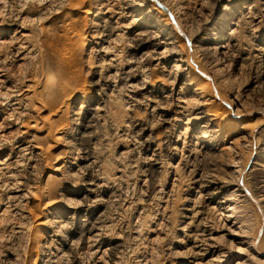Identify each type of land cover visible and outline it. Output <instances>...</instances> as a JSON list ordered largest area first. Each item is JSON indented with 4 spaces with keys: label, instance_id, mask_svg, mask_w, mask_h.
Masks as SVG:
<instances>
[{
    "label": "rangeland",
    "instance_id": "rangeland-1",
    "mask_svg": "<svg viewBox=\"0 0 264 264\" xmlns=\"http://www.w3.org/2000/svg\"><path fill=\"white\" fill-rule=\"evenodd\" d=\"M0 1H1L0 2V6H1L0 7V23H1L0 60L2 59V61H0V65L4 64L3 66L2 65L0 66L2 68V69L0 68V70H2V72L4 73L5 76L4 80H6L5 84L2 83L1 85L0 83V86H2L0 87V95L2 94L0 98L3 97L2 99H0L1 101L0 102V204L3 201L2 199H4V201L1 204L2 206L0 205L1 208L0 209V264H86V263L103 264L104 261H107L108 264L110 263L111 264L113 263L114 264H126V263L127 264H135V263L136 264L137 263L139 264H237V263L242 264V262L243 264H255L256 262H258L256 264L264 263L261 261L264 260V255H262V253L264 254V247H261L260 250L262 251V253H259V251L256 252V248L253 247L252 245L241 246L247 249L245 250V253L246 251H248L249 253H252V255L253 254L257 255L258 258L260 257L259 259L261 260L259 261L255 260L254 261L255 263L251 261L249 257L243 252L242 254H240L239 252L236 251L237 247L239 246V243L241 242L240 239L244 238L246 234L242 232V234L238 236L236 235L230 236L228 234L229 233L228 229L232 231V229L237 228L238 225L233 226V222H234L233 218L230 220V222L223 220V217L227 213L226 206H228L229 203H230L229 205H234V202L236 205V200L238 199L237 202L246 205V207L248 208L247 210L249 212V215L252 214L251 216L252 220L254 221L256 220L259 221V219L261 220L260 222L262 224V229H261L262 231L260 232L261 234H258L257 236L258 240L256 241V243L259 241V239L262 237V234L264 233V199H263L264 198L263 197L264 196V110H263L264 109V104H263L264 103V79H263L264 78V71H263L264 70V51H263L264 50V45H263L264 44V10H262L264 9V3H263L264 0H175V1L166 0V2H164L165 0H154V1L133 0L134 2L132 0H67L65 1L66 3L63 2L61 5H59L61 6L59 7L60 12L56 14L54 13L55 12L54 8H57L58 2L55 3L56 7L53 5V7L51 8L50 6L51 0L49 1L45 0L47 1L46 3L44 2V0H40L39 1L40 3L38 2V0L37 1L31 0V2L33 3H31L30 0H19V1L0 0ZM6 2L7 5L9 4L8 7H6L7 5H4ZM22 2H24V5L22 4ZM137 2L139 4H143V3L144 4L141 6L140 5L137 6ZM19 3L22 4L20 7H19ZM105 4L108 5V7L110 8H107ZM134 4H136V7H132ZM11 5L13 6L16 5L18 7L16 8V6L13 7ZM245 5L249 7L248 10L244 8ZM10 6L13 9L11 8L10 10ZM153 6L160 8L163 11V13L165 12L164 15L157 16L156 12L151 11ZM171 6L172 8L174 6L176 7L170 9ZM4 7L5 9L7 8L6 11ZM41 7L43 8L46 7L47 9L45 10V8L43 9ZM223 7L226 10L224 11L221 10V8ZM48 8H50V10ZM88 9L89 11L94 12V15L88 14L87 13ZM17 10H20L21 13L20 11ZM40 10L45 12H41ZM51 10L53 11V13L51 12ZM12 11L17 13H13ZM65 12L67 13V15ZM95 13L97 14L96 17H95ZM243 13H245V15H243ZM222 14H226V15L228 14L229 16H233L240 20L241 29L238 32L239 34L238 38L240 39V43L237 45V47L235 46L236 48L235 47L233 48V52H231V55L228 57L230 60L225 59L224 57L223 60L215 61V58L218 55L216 53L212 54V52H210V54H208L203 58L202 65L204 67L203 66L198 67L196 63H195L196 65L194 64V60L196 58L193 59L194 56L196 57L195 45L200 46L199 40L201 37L204 36L208 38L213 37L212 32L215 31V29H213V25H215L217 20L220 19L219 16H221ZM17 15H19L20 17ZM44 15L45 18H43ZM23 17L24 20H26V21L22 20L23 22H25V24L21 22V19H23ZM38 17H41L40 18L41 20H38L39 19ZM164 17L167 18V20L163 21ZM14 18H17L19 21ZM32 18L37 21L33 20L34 22H32ZM115 21H117L118 24H116ZM134 22L137 25L138 24L139 25L137 26ZM256 22L258 23V25H256ZM48 24H50L53 27V30L55 32L54 35L52 33V36H50L51 34L49 35V33H46L45 31L47 29L45 27H47ZM69 24L72 26H70ZM22 25L24 26V28ZM99 25L100 27H98ZM129 25L130 28L128 27ZM165 25H166L165 29L168 31L160 32V30H162ZM187 26H189V28ZM252 26L255 27L256 29L255 28L253 29ZM113 27L116 29H114ZM40 28L41 29L44 28V29L41 30ZM111 30H113V32ZM143 30L148 37L145 35L144 36L145 40L141 41L140 43V40H135V37L137 36L136 35L137 32L140 31L143 32ZM174 30L177 31L176 34L177 35L179 34L178 36L180 39V40L178 39V43L176 44V47L178 49L177 48L176 49L177 50L180 49L181 50L180 54L182 53L184 56L189 55L188 58L189 57L191 58V59L189 58V60L191 61V63L193 62L192 64L195 66V71L194 73L193 72L192 73L193 74L198 73L200 76L204 78L206 77L205 81L209 85L207 86L209 87L207 91L210 93L209 90H211L212 95L211 93L209 95L206 94L204 96L201 94L200 95L194 94L192 87L188 84L189 76L187 75V73L189 71L188 69L189 66L187 65L183 66L184 68L186 67V69L184 70H182L180 67L173 66L175 64L174 61L175 59H177V56L170 57L169 54H164L163 57L156 56L157 58L159 57L158 59H153L154 57L152 58L153 53L150 51L152 49V43H155L154 42L155 40L157 41V39H155L157 38V35H161V40L166 42L168 41V39L165 38L166 35L164 34H167L168 32ZM151 31L153 32L151 33ZM197 31L200 32L198 33ZM102 32L104 34H102ZM25 33H27L26 34L27 38L26 36H24ZM116 34L120 36L117 37ZM151 34H154L155 36ZM23 37H25V40L22 39ZM103 37L107 38L108 41H103L101 39ZM10 38L12 40L16 38L17 40L15 39L12 42ZM28 38H31L29 39L30 41H26ZM112 38L115 40L116 43ZM132 38L134 39L135 44L132 41L133 40ZM181 39L183 40L181 41ZM96 40H98L99 44L98 42H96ZM108 43L111 45H109ZM11 44H13L14 46ZM22 45L23 46L27 45V46L25 48ZM32 46H34V49L36 48L37 49L34 50ZM107 46H109L108 49L109 48H113V49L112 50L110 49L111 51L110 50L108 51V49L101 48ZM114 48L116 50H114ZM163 48L164 46L162 45L160 47V50ZM18 49H20L21 51H19ZM99 50L102 51L100 52ZM10 51L13 52L10 53ZM91 51L94 52L92 53ZM15 53L17 55H15ZM104 53L105 54L107 53V55H105ZM235 53H237V55ZM6 54L7 57L5 58ZM27 54L30 58L27 56ZM130 54L131 56H129ZM144 54L147 55L145 56ZM133 55H135L136 57ZM128 57H132V58H128ZM19 58L21 59L23 58V60ZM111 58L112 59L115 58V59L112 60ZM136 59L137 61H135ZM131 60L134 61L132 62ZM117 61L119 62L118 63L119 65L117 64ZM125 62L126 63L128 62V64H125ZM135 65L137 66L139 65V66L137 67ZM98 66L99 67L101 66L100 67L101 69ZM132 66L134 68H132ZM259 66L261 69L259 68ZM140 67H144V68L142 69ZM129 68L131 69V72ZM136 68L138 69V71ZM174 68H177L178 70L175 69V72L172 71L174 70ZM144 69L146 71H144ZM124 70L126 72H124ZM102 72L104 73V75ZM213 72H216V74L214 75ZM175 74L177 75L176 80H175L176 77ZM42 76L44 77L46 76V78L49 77L51 79L50 86L48 87V89L47 88L44 89V87H41L40 85H34V82L43 78ZM123 76L126 78H124ZM52 77L54 78V80ZM18 78L20 79V82L17 81L19 80ZM224 78L226 81L224 80ZM158 79L161 81H159ZM169 79L173 81H170ZM31 80L33 84L31 83ZM216 81L217 83H215ZM222 81H224L225 84L224 82L222 83ZM130 82H132L131 85ZM180 84L183 85H182V89L179 91V88L181 87ZM215 84H218L219 87ZM12 85L15 86L13 87ZM28 85H30L31 87H28ZM52 86L54 87L53 89L55 91L52 89ZM135 88L136 89L139 88L137 89L138 91H136ZM231 88L232 90H230ZM29 90H31V92L27 95L28 97L25 98L24 94L28 93ZM177 90L180 93L178 95L173 94V92H178ZM14 91L16 92V95ZM9 92H11L12 94ZM229 93L230 95L228 96ZM3 94H5L6 96L8 95V97L3 96ZM13 94L15 95V97ZM206 96L208 97V99ZM4 98L6 101L4 100ZM148 98L150 99L153 98V99L150 100ZM159 98L163 103H160ZM177 98L181 100V102H179ZM20 99L23 100L21 101ZM134 99H136L135 100L136 102L134 101ZM153 100L155 101L157 100L156 101L157 103ZM208 100L211 104L207 103ZM231 101L235 103L233 102L230 103ZM213 102L223 105L219 109L215 108V110H218L219 112L222 113V116H226L228 115L229 112H231L232 114L231 117L235 119L236 122L234 123L235 130H229L228 132H226L225 130L224 132L221 133L217 129L216 130L213 129V132L210 133L212 135H211V139L209 140L210 142H208L207 148L205 147L203 148L199 143L195 142V139L193 141H190L191 139L190 134L199 135L203 132V130H206L205 125L203 124L207 123L209 115H205V114L215 111L213 107L214 106ZM169 103L170 104L173 103L172 104L173 106L170 107ZM2 104L5 107L2 106ZM180 105H185L186 109L181 110L180 107H178ZM205 105L207 106L212 105V106H210L211 107L210 108ZM240 106L242 109L239 108ZM95 107L97 108V113L99 114L95 112ZM205 107L208 108V110ZM211 109H213V111ZM23 110L25 111L27 110L26 111L27 113ZM247 111L249 112L246 113ZM104 112L105 114H103ZM235 112L237 113L236 115H234ZM29 117H31L32 119ZM10 118H12V120ZM16 119L18 121H16ZM95 120H97L98 123ZM163 121H165V123ZM186 121L189 123H186ZM31 123L37 124L35 127L37 128L38 126L39 131H37V129L35 128H31ZM44 124L45 125L48 124V129L49 127L52 128L53 125L52 129L54 130H52L51 136H48L47 131L43 132V130H41V128L43 129L44 127H47ZM245 124L247 125L245 126ZM250 125L252 128H254V133L256 136L255 140L257 141V142L256 141L253 142V144L255 143V145L252 144L253 147H251V144L249 142L247 143L246 141L245 143L247 137L246 139L245 137H243L245 135L247 136L246 131H248L247 129H249ZM62 127L65 129H62ZM165 128L167 129V131L165 130ZM184 130L186 131L183 132ZM14 137L16 139H14ZM212 137L214 139L213 141H212ZM146 138L150 140V143L149 140H147ZM165 140L168 142H166ZM169 141L171 142V144ZM31 142L33 143L31 144ZM65 142L68 143L66 144ZM187 143L189 145H187ZM135 144L137 147L134 146ZM40 145H42L41 148L43 150L40 149L42 152L40 150L33 148V146L40 147ZM174 145L175 146L177 145L176 148L174 147ZM16 146L19 147L17 148ZM23 146H26L28 150L27 149L23 150L22 149ZM181 147L182 149H180ZM152 149L154 151H152ZM86 153L88 155V159H86L87 158ZM34 154L37 156H35ZM70 154H72V156ZM31 155L34 156H32L31 158ZM80 156L84 158H81ZM147 156L150 158L147 159ZM95 157L97 158L98 161L96 160ZM191 157L194 158L192 159ZM92 158L94 160H92L91 162ZM16 159H18L19 162L23 160L25 162L27 161V163L16 162L15 161ZM234 159L235 161L240 160L238 161L237 164L238 166L241 167L244 164V169H243L244 173L242 172L243 174L242 176H240L241 179L239 177V173L236 172L238 175L234 173L235 175H237L236 177H234L235 175L233 173L231 174L232 170L235 169L237 171L238 167L227 168L226 166L227 164L226 162H231V160L234 161ZM53 161H57L59 165H63V164L65 165L62 168L61 171L62 174L61 173L58 174L55 171H53L52 167L57 164L56 162L54 163ZM13 163L16 164L14 165ZM18 163L22 165L20 166ZM89 163H91L92 165ZM100 163L102 164V166ZM77 164L80 165L78 166ZM34 167L37 169L35 170ZM72 168L74 169V171ZM80 168L82 170L84 168V170L82 171ZM144 169L147 171H145ZM98 170L104 172H100L99 174ZM191 170L194 172H192ZM150 171L152 172V177ZM94 172H96L97 174L96 173L94 174ZM29 173H31L32 175ZM229 173L231 174V176ZM49 174H51L50 177ZM68 174L70 176L72 174L74 175L70 177ZM77 174L78 175L82 174V175L78 176ZM61 175L63 176L61 177ZM145 176L146 177L148 176V178H146ZM80 177L82 178L84 177V178L82 179ZM231 177L233 178L231 179ZM213 178L215 179L214 181H212ZM237 178L240 180H237ZM89 179H92L94 182L96 181L97 185L95 184L96 182L94 183V185L88 184V182H90ZM102 179H103V183H101ZM173 179L174 182H172ZM226 179H228V181L235 179L236 180L234 184L228 185L229 183L227 181L225 182ZM86 180H88V182ZM239 182H241L242 185ZM45 183L48 185H46ZM72 183H74V185ZM235 183L240 185H236ZM12 184L15 186H13ZM17 184H19L18 187L16 186ZM27 184L29 186H27ZM224 185L226 186L224 187ZM25 187L26 189L28 187L31 188L26 190ZM120 187L121 188L123 187L124 189L123 188L121 189ZM16 188L19 190H17ZM38 188L41 191L40 190L37 191ZM43 188L48 191L45 192ZM118 188L120 191L118 190ZM22 190L23 191L25 190V192H23ZM198 192L200 193V195ZM213 192L216 193L214 194ZM22 193L23 194L26 193V194L22 197L21 196L23 195ZM7 196L8 198H6ZM12 196L14 198L16 196L17 197L14 199ZM96 197L98 198L101 197L103 200L100 198L99 199L100 202H99ZM230 197L231 199H229ZM73 199L75 201H77L76 199H78V202H73L74 201ZM222 200H229V202H227L228 204L226 203L223 204ZM21 201L23 202V204ZM92 201H94L95 203ZM66 203L67 204L70 203L71 206L70 204L66 205ZM80 203L82 204V206ZM85 203L87 204L89 203L88 205H90V203L93 204H91L88 207V205ZM14 204L16 206H14ZM204 205L206 206L204 207ZM209 205L211 207L213 206L212 210H210ZM12 206L15 208L13 209ZM93 206L95 207L93 208ZM207 206L209 209H207ZM205 208L206 210H208V212H206ZM188 209L191 210L189 211ZM200 211H202V213ZM99 213L105 215H101ZM206 213L208 216L206 215ZM20 215L26 218L23 219V217L21 218ZM201 217L204 218L202 219ZM100 219L102 222L100 221ZM207 219H210V221ZM94 220L96 222L94 228L95 230L93 229L91 232L84 235L85 237L81 236L80 231L82 229H86L90 227L91 226L90 222L95 223ZM191 221L193 222L191 223ZM39 222L44 223V227L48 225L49 228V229L47 228L49 233L47 234L45 241H43L44 244H42L41 247L38 246V244L33 240V233L35 232L37 228L36 226H38L37 224ZM66 223H68V225ZM19 224L23 226H20ZM53 224H56L55 225L56 227ZM80 224L83 225L81 226ZM190 225L193 226L191 227ZM57 226H60L59 228L61 229H59ZM65 226H68L69 228ZM39 227L41 228L40 225ZM53 228L54 229L57 228L60 231H58L57 229L54 230ZM133 228H135V230H133ZM183 231L185 232V234ZM57 232L61 236H59ZM137 235L140 237L136 238L138 237ZM209 236L211 238H209ZM190 237H192L193 239ZM109 238L112 239L109 240ZM185 239H187L188 241ZM79 240L80 243L76 244V242H79ZM85 240L88 241L86 242ZM70 243H74V244L72 245ZM126 244H128V246ZM194 245L196 247H194ZM81 247L83 248L81 249ZM110 247L111 249L112 248L113 249L112 250L108 249ZM188 247L191 249V251L189 250ZM202 247L204 248V250ZM87 248H89L90 251ZM129 248L130 250H128ZM103 249L106 250L104 251ZM120 249H122L124 253ZM93 251L94 252L98 251V252L92 253ZM126 251H128L129 253ZM71 252L74 253L71 254ZM115 252L117 258L115 257ZM189 252H190V256H189ZM131 253L133 254L135 253V254L134 255L132 254V257H130ZM184 253L185 256L183 255ZM37 254L38 257L37 259H35ZM117 254L119 255L120 258L118 257ZM63 255L64 258L62 257ZM191 255L193 257L195 256V258H193ZM99 256L101 258H99ZM136 259L137 260L142 259V260L137 261ZM80 260H82L83 262Z\"/></svg>",
    "mask_w": 264,
    "mask_h": 264
},
{
    "label": "bare ground",
    "instance_id": "bare-ground-1",
    "mask_svg": "<svg viewBox=\"0 0 264 264\" xmlns=\"http://www.w3.org/2000/svg\"><path fill=\"white\" fill-rule=\"evenodd\" d=\"M19 1V0H18ZM33 1H37V0H33ZM40 0H38V2H39ZM47 1H49V0H47ZM47 1H45L44 0V2L46 3ZM65 1H67V0H51L50 2H51V8L53 7V5L56 7V5H55V3L56 2H58V4H57V8H54V13L56 14V13H59L60 12V8L59 7H61V6H59V5H61L63 2H65ZM133 1V0H132ZM148 1V0H147ZM146 1V2H147ZM152 1H154V0H152ZM175 1V0H174ZM1 2V1H0ZM29 2V1H28ZM30 2H31V0H30ZM112 2V1H111ZM110 2V3H111ZM134 2V1H133ZM164 2H166V0L164 1ZM10 3V2H9ZM11 3H12V1H11ZM31 3H33V2H31ZM40 3V2H39ZM66 3V2H65ZM64 3V4H65ZM127 3V2H126ZM173 3H175V2H173ZM264 3V2H263ZM3 4V3H2ZM14 4V3H13ZM22 4L24 5V2H22ZM21 3H19V7L22 5ZM48 4H49V2H48ZM47 4V5H48ZM101 4V3H100ZM144 4V3H143ZM143 4H139L138 2H137V6H141V5H143ZM259 4H260V1H259ZM4 5H7V2L4 4ZM3 5V6H4ZM18 5V4H17ZM46 5V4H45ZM106 5V4H105ZM110 5V4H109ZM135 5V6H134ZM132 7H136V4H134ZM163 5V4H162ZM174 5V4H173ZM176 5H178V4H176ZM9 6V4L6 6V7H8ZM11 6H13V5H11ZM10 6V10H11V7ZM16 5H14L13 7H15ZM26 6V5H25ZM40 6V5H39ZM49 6V5H48ZM47 6V7H48ZM49 6V7H50ZM63 6V5H62ZM100 6V5H99ZM102 6V5H101ZM104 6V5H103ZM131 6V5H130ZM156 6V5H155ZM155 6H153L152 7V9H151V11H154V12H156L157 13V16H162V15H164V13H163V11L160 9V8H157V7H155ZM165 6V5H164ZM170 6V5H169ZM250 6V5H249ZM1 7V6H0ZM18 6H16V8H17ZM95 7H96V5H95ZM106 7L107 8H110V7H108V5H106ZM105 7V8H106ZM150 7H151V5H150ZM168 7V6H167ZM174 7H176V6H174ZM173 7V8H174ZM180 7V6H179ZM179 7H177V8H179ZM225 7V6H224ZM221 8V10H226L225 8ZM244 7V6H243ZM15 8V9H16ZM23 8V7H22ZM25 8V7H24ZM41 8H43V7H41ZM45 8V10L47 9L46 7H44ZM43 8V9H44ZM172 8V6H171V8L170 9H173ZM244 8H246L247 10L249 9V7L248 6H246L245 5V7ZM261 8V7H260ZM263 8V7H262ZM3 9V8H2ZM4 9H5V7H4ZM13 9V8H12ZM39 9H40V7H39ZM49 10H50V8H48ZM62 9V8H61ZM176 9V8H175ZM174 9V10H175ZM7 10V8L5 9V11ZM21 10H23V9H21ZM103 10V9H102ZM164 10V9H163ZM261 10V9H260ZM262 10H264V9H262ZM16 11V10H15ZM17 11H20V10H17ZM41 11V10H40ZM88 12V14H92V15H94V12H91V11H89V9L87 10ZM135 11V10H134ZM168 11H169V9H168ZM177 11V10H176ZM228 11V10H227ZM232 11V10H231ZM8 12V11H7ZM13 12V11H12ZM12 12H9V13H12ZM41 12H45V11H41ZM51 12L53 13V11L51 10ZM50 12V13H51ZM96 12V11H95ZM101 12V11H100ZM107 12H108V9H107ZM254 12V11H253ZM13 13H17V12H13ZM19 13V12H18ZM20 13H21V11H20ZM47 13V12H46ZM66 13V12H65ZM69 13V12H68ZM97 13V12H96ZM95 13V17L97 16V14ZM104 13H106V12H104ZM175 13V12H174ZM181 13V12H180ZM230 13V12H229ZM250 13V12H249ZM45 14V13H44ZM61 14V13H60ZM101 14V13H100ZM151 14V13H150ZM232 14V13H231ZM263 14V13H262ZM12 15V14H11ZM38 15H40V14H38ZM37 15V16H38ZM43 15V14H42ZM46 15V14H45ZM45 15H44V17L43 18H45ZM48 15V14H47ZM59 15V14H58ZM63 15V14H62ZM66 15H67V13H66ZM170 15V14H169ZM174 15V14H173ZM173 15H171V16H173ZM180 15V14H179ZM243 15H245V13H243ZM17 16H19V15H17ZM16 16V17H17ZM36 16V17H37ZM49 16V15H48ZM51 16V15H50ZM101 16V15H100ZM156 16V17H157ZM242 16V15H241ZM20 17V16H19ZM35 17V18H36ZM47 17V16H46ZM54 17H55V15H54ZM54 17H53V19H54ZM60 17V16H59ZM64 17V16H63ZM66 17V16H65ZM18 18V17H17ZM17 18H14V19H17ZM34 18V17H33ZM32 18V22H34V21H37V20H34ZM39 19L38 20H41L40 18L41 17H38ZM219 20H217V22L215 23V25H213V29H215V31H213L212 32V34H213V37H199L200 38V40H199V44H200V46L198 45H195V47H196V57L194 56L193 57V59L194 58H196L195 60H194V64L196 63L197 64V66L199 67V66H203L202 65V63H203V58L205 57V56H207L208 54H210V52H212V54L213 53H216L218 56L215 58V61L217 60V61H219V60H223V58L225 57V59H229L228 57L231 55V52H233V48L236 46L237 47V45L240 43V39L238 38L239 37V34H238V32H239V30L241 29V25H240V20L238 19V18H235V17H233V16H229L228 14L226 15V14H222L221 16H219ZM243 18V17H242ZM252 18V17H251ZM37 19V18H36ZM112 19V18H111ZM136 19V18H135ZM134 19V20H135ZM146 19V18H145ZM18 20V19H17ZM22 20H24V17H23V19H21V22H23ZM34 20V21H33ZM46 20V19H45ZM58 20V19H57ZM99 20V19H98ZM105 20V19H104ZM109 20V19H108ZM157 20V19H156ZM164 20H167V18H163V21ZM172 20V19H171ZM258 20V19H257ZM12 21V20H11ZM19 21V20H18ZM24 21H26V20H24ZM30 21H31V18H30ZM43 21V20H42ZM56 21V20H55ZM91 21V20H90ZM147 21V20H146ZM245 21V20H244ZM253 21V20H252ZM262 21H263V19H262ZM31 22V23H32ZM41 22V21H40ZM39 22V23H40ZM116 22V24H118L117 23V21H115ZM136 22V21H135ZM134 22V23H135ZM143 22V21H142ZM209 22V21H208ZM208 22H206V23H208ZM259 22V21H258ZM24 24H25V22H23ZM36 23V22H35ZM54 23V22H53ZM52 23V24H53ZM56 23V22H55ZM102 23V22H101ZM105 23H106V21H105ZM107 23H108V21H107ZM205 23V22H204ZM246 23H247V21H246ZM252 23V22H251ZM250 23V24H251ZM255 23V22H254ZM34 24V23H33ZM57 24H58V22H57ZM96 24H99V23H96ZM111 24V23H110ZM129 24V23H128ZM136 24V23H135ZM135 24H133V25H135ZM162 24V23H161ZM165 24V23H164ZM169 24V23H168ZM249 24V25H250ZM262 24V23H261ZM0 25H1V23H0ZM10 25V24H9ZM21 25V24H20ZM19 25V26H20ZM70 25V24H69ZM105 25V24H104ZM137 25V24H136ZM139 25V24H138ZM137 25V26H138ZM253 25V24H252ZM256 25H258V23L256 22ZM256 25H254V26H256ZM23 26V25H22ZM70 26H72V25H70ZM108 26V25H107ZM116 26V25H115ZM118 26V25H117ZM132 26V25H131ZM158 26V25H157ZM161 26V25H160ZM216 26V27H215ZM244 26V25H243ZM55 27V26H54ZM88 27H90V26H88ZM94 27V26H93ZM98 27H100V25L98 26ZM129 28H130V25L128 26ZM128 27H126V28H128ZM165 27H166V25L164 26V28L162 29V30H160V32H166V31H168V30H166L165 29ZM188 28H189V26H187ZM208 27V26H207ZM246 27V26H245ZM249 27V26H248ZM23 28H24V26H23ZM45 28H47L45 31H46V33H49V35L50 36H52V33H53V35L55 34V32H54V30H53V27L50 25V24H48L47 25V27H45ZM69 28H71V27H69ZM114 28V27H113ZM199 28V27H198ZM252 28L254 29L255 27H253L252 26ZM3 29V28H2ZM41 29V28H40ZM42 29H44V28H42ZM41 29V30H42ZM111 29V28H110ZM114 29H116V28H114ZM209 29V28H208ZM256 29V28H255ZM94 30V29H93ZM140 30V29H139ZM172 30V29H171ZM229 30V31H228ZM44 31V30H43ZM95 31V30H94ZM93 31V32H94ZM101 31H103V30H101ZM100 31V32H101ZM105 31V30H104ZM107 31H109V30H107ZM112 32H113V30H111ZM111 31H110V33H111ZM187 31V30H186ZM251 31V30H250ZM145 32H147V31H145ZM153 31H151V33H152ZM158 32V31H157ZM176 32L177 31H170V32H168L167 34H164V35H166V39H168V41H162L161 40V35H157V38H155V39H157V41L155 40L154 42L155 43H152V49H151V51L150 52H152L153 54H152V58L153 59H158L159 57H163L164 56V54H169L170 55V57H173V56H177V59H175V64L173 65L174 67H180L182 70H184V69H186V67L184 68L183 66H189L188 67V69H189V71H188V73H187V75L189 76V78H188V84L192 87V90H193V92H194V94H196V95H206V94H210L211 93V90H209L210 91V93L207 91V89L209 88V87H207V86H209L208 85V83L205 81V78L204 77H202V76H200L198 73H195V74H193L194 73V71H195V66L191 63V61L189 60V58H188V56L189 55H187V56H184L182 53L180 54V49L179 50H177L178 48L176 47V44L178 43V39H179V34L177 35L176 34ZM190 32V31H189ZM198 32V31H197ZM200 32V31H199ZM198 32V33H199ZM203 32V31H202ZM14 33V32H13ZM16 33V32H15ZM29 33V32H28ZM131 33V32H130ZM257 33V32H256ZM26 34L27 33H25V35L24 36H26ZM30 34V33H29ZM28 34V35H29ZM97 34V33H96ZM102 34H104L103 32H102ZM101 34V35H102ZM147 34H149V33H147ZM162 34V33H161ZM197 34V33H196ZM204 34V33H203ZM31 35V34H30ZM29 35V36H30ZM48 35V34H47ZM117 35V37L118 36H120V35H118V34H116ZM136 37H135V40H140V43H141V41H143V40H145V38H144V36L146 35L145 33H144V30H143V32L142 31H140V32H137L136 33ZM151 35H154V34H151ZM191 35V34H190ZM95 36V35H94ZM105 36H106V34H105ZM147 36V35H146ZM155 36V35H154ZM189 36V35H188ZM203 36V35H202ZM257 36V35H256ZM15 37H18V36H15ZM99 37H100V35H99ZM110 37V36H109ZM148 37V36H147ZM146 37V38H147ZM151 37V36H150ZM153 37V36H152ZM164 37V36H163ZM26 38H27V36H26ZM96 38V37H95ZM129 38H131V37H129ZM191 38V37H190ZM194 38V37H193ZM192 38V39H193ZM198 38V37H197ZM11 39V38H10ZM16 39V38H15ZM15 39H13V40H15ZM22 39H24L25 40V37H23ZM29 39H31V38H28L26 41H30ZM100 39V38H99ZM103 41H108L107 40V38H105V37H103V38H101ZM113 39V38H112ZM116 39V38H115ZM133 39V38H132ZM149 39V38H148ZM152 39V38H151ZM244 39V38H243ZM12 40V39H11ZM13 40H12V42H13ZM17 40V39H16ZM24 40H23V42H24ZM114 40V39H113ZM131 40V39H130ZM180 40V39H179ZM183 39H181V41H182ZM235 40H236V43H235ZM133 42H134V39L132 40ZM131 41V42H132ZM185 41V40H184ZM239 41V42H238ZM15 42V41H14ZM96 42H98V40H96ZM110 42H111V40H110ZM114 42H115V40H114ZM132 42V43H133ZM146 42H147V40H146ZM187 42V41H186ZM18 43H20V42H18ZM27 43V42H26ZM29 43V42H28ZM107 43V42H106ZM116 43V42H115ZM130 43V42H129ZM143 43V42H142ZM149 43V42H148ZM22 44V43H21ZM33 44V43H32ZM31 44V45H32ZM36 44V43H35ZM97 44V43H96ZM98 44H99V42H98ZM100 44H102V43H100ZM104 44V43H103ZM109 44V43H108ZM108 44H106V45H108ZM134 44H135V42H134ZM138 44V43H137ZM180 44V43H179ZM183 44V43H182ZM11 45H13V44H11ZM19 45V44H18ZM17 45V46H18ZM25 45V44H24ZM109 45H111V44H109ZM113 45V44H112ZM131 45V44H130ZM164 46V48L163 49H161L160 50V47L161 46ZM181 45V44H180ZM179 45V46H180ZM192 45V44H191ZM264 45V44H263ZM14 46V45H13ZM23 46V45H22ZM27 46V45H26ZM26 46H23V47H25L26 48ZM29 46V45H28ZM37 46V45H36ZM132 46H133V44H132ZM141 46V45H140ZM151 46V45H150ZM178 46V47H179ZM193 46V45H192ZM21 47V46H20ZM33 47V49H34V46H32ZM108 47L109 46H107V47H101V48H105V49H108ZM114 47V46H113ZM116 47V46H115ZM131 47V46H130ZM134 47H136V46H134ZM181 47V46H180ZM187 47V46H186ZM235 47V48H236ZM261 47V46H260ZM14 48V47H13ZM16 48V47H15ZM18 48V47H17ZM22 48V47H21ZM144 48V47H143ZM177 48V49H176ZM193 48V47H192ZM252 48V47H251ZM37 49V48H36ZM36 49H34V50H36ZM99 49V48H98ZM97 49V50H98ZM112 50L113 48H109L108 49V51L109 50ZM147 49V48H146ZM182 49V48H181ZM194 49V48H193ZM19 51H21L20 49H18ZM32 50V49H31ZM110 50V51H111ZM114 50H116L115 48H114ZM256 50V49H255ZM262 50V49H261ZM18 51V52H19ZM95 51V50H94ZM93 51V52H94ZM100 52L102 51V50H99ZM98 51V52H99ZM184 51V50H183ZM264 51V50H263ZM13 52V51H12ZM11 51H10V53H12ZM17 52V51H16ZM23 52V51H22ZM29 52V51H28ZM31 52V51H30ZM92 52V51H91ZM92 52V53H93ZM103 52H104V50H103ZM260 52V51H259ZM21 53V52H20ZM35 53V52H34ZM90 53V52H89ZM96 53V52H95ZM109 53V52H108ZM115 53H117V52H115ZM242 53V52H241ZM261 53H262V51H261ZM30 54V53H29ZM100 54V53H99ZM105 54V53H104ZM113 54V53H112ZM134 54V53H133ZM142 54V53H141ZM189 54V53H188ZM236 55H237V53H235ZM248 54H249V52H248ZM15 55H17L16 53H15ZM34 55V54H33ZM105 55H107V53L105 54ZM109 55V54H108ZM145 55V54H144ZM147 55V54H146ZM145 55V56H146ZM215 55V54H214ZM258 55V54H257ZM3 56V55H2ZM23 56V55H22ZM27 56H28V54H27ZM32 56V55H31ZM35 56V55H34ZM33 56V57H34ZM115 56V55H114ZM119 56V55H118ZM129 56H131V54L129 55ZM133 56H135V55H133ZM144 56V57H145ZM156 56H159L158 58L156 57ZM167 56V55H166ZM7 57V54L5 55V58ZM11 57V56H10ZM29 57V56H28ZM27 57V58H28ZM103 57V56H102ZM113 57V56H112ZM136 57V56H135ZM209 57V56H208ZM207 57V58H208ZM234 57V56H233ZM236 57V56H235ZM238 57V56H237ZM246 57V56H245ZM4 58V59H5ZM26 58V59H27ZM30 58V57H29ZM32 58V57H31ZM128 58H132V57H128ZM134 58V57H133ZM19 59H21V58H19ZM112 59V58H111ZM113 59H115V58H113ZM112 59V60H113ZM117 59V58H116ZM148 59H149V57H148ZM191 59V58H190ZM236 59V58H235ZM240 59V58H239ZM243 59H244V57H243ZM257 59H258V57H257ZM21 60H23V58L21 59ZM25 60V59H24ZM145 60H146V58H145ZM230 60V59H229ZM242 60V59H241ZM0 61H2V59L0 60ZM19 61V60H18ZM105 61V60H104ZM104 61H103V63H104ZM125 61V60H124ZM123 61V62H124ZM132 62L134 61V60H131ZM135 61H137V59L135 60ZM140 61H141V58H140ZM143 61V60H142ZM153 61V60H152ZM206 61V60H205ZM99 62V61H98ZM110 62V61H109ZM115 62V61H114ZM164 62V61H163ZM238 62V61H237ZM240 62V61H239ZM112 63V62H111ZM110 63V64H111ZM119 62L117 61V64H118ZM139 63V62H138ZM137 63V64H138ZM158 63H159V61H158ZM100 64V63H99ZM102 64V63H101ZM125 64H128V62L126 63L125 62ZM195 64V65H196ZM236 64H238V63H236ZM2 66L4 65V64H1ZM0 65V66H1ZM119 65V64H118ZM132 65V64H131ZM205 65H206V63H205ZM241 65V64H240ZM110 66V65H109ZM129 66V65H128ZM135 66H137V65H135ZM139 66V65H138ZM137 66V67H138ZM164 66V65H163ZM166 66V65H165ZM261 66V65H260ZM260 66H259V68H260ZM99 67V66H98ZM101 67V66H100ZM99 67V68H100ZM103 67V66H102ZM106 67V66H105ZM120 67V66H119ZM118 67V68H119ZM122 67V66H121ZM204 67V66H203ZM262 67V66H261ZM1 68V67H0ZM4 68H6V67H4ZM98 68V69H99ZM108 68V67H107ZM111 68V67H110ZM132 68H134L133 66H132ZM140 68H144V67H140ZM146 68V67H145ZM2 69V68H1ZM101 69V68H100ZM137 69V68H136ZM175 69H177V68H174V70H172V71H174L175 72ZM219 69V68H218ZM261 69V68H260ZM103 70V69H102ZM101 70V71H102ZM117 70V69H116ZM119 70V69H118ZM129 70H130V72H131V69L129 68ZM128 70V71H129ZM167 70V69H166ZM178 70V69H177ZM107 71V70H106ZM120 71V70H119ZM136 71V70H135ZM137 71H138V69H137ZM144 71H146L145 69H144ZM258 71V70H257ZM264 71V70H263ZM262 71V72H263ZM109 72V71H108ZM123 72V71H122ZM124 72H126L125 70H124ZM134 72V71H133ZM168 72V71H167ZM193 72V73H192ZM199 72V71H198ZM103 73V72H102ZM106 73V72H105ZM115 73V72H114ZM116 73H117V71H116ZM119 73H121V72H119ZM171 73V72H170ZM177 73V72H176ZM182 73V72H181ZM183 73H184V71H183ZM212 73V72H211ZM214 73V75L216 74V72H213ZM259 73V72H258ZM112 74V73H111ZM110 74V75H111ZM129 74H131V73H129ZM178 74V73H177ZM193 74V75H192ZM202 74H204V73H202ZM12 75V74H11ZM44 75V74H43ZM102 75V74H101ZM100 75V76H101ZM103 75H104V73H103ZM107 75V74H106ZM109 75V74H108ZM115 75V74H114ZM117 75V74H116ZM133 75V74H132ZM145 75V74H144ZM151 75V74H150ZM165 75V74H164ZM176 75V74H175ZM179 75V74H178ZM182 75H184V74H182ZM213 75V74H212ZM223 75V74H222ZM120 76V75H119ZM147 76V75H146ZM208 76V75H207ZM228 76V75H227ZM9 77V76H8ZM11 77V76H10ZM43 78L42 79H40V80H38V81H36V82H34V85H40L41 87H44V89L45 88H47L48 89V87L50 86V78L49 77H47L46 78V76L44 77V76H42ZM51 77V76H50ZM112 77V76H111ZM124 77V76H123ZM217 77V76H216ZM215 77V78H216ZM224 77V76H223ZM14 78V77H13ZM12 78V79H13ZM53 78V77H52ZM124 78H126V77H124ZM130 78H131V76H130ZM129 78V79H130ZM144 78V77H143ZM148 78V77H147ZM169 78V77H168ZM204 78V79H203ZM227 78V77H226ZM259 78H260V76H259ZM263 78V77H262ZM5 79V76H4V73L2 72V70H0V83H1V85H2V83L3 84H5L6 83V80H4ZM10 79V78H9ZM15 79V78H14ZM13 79V80H14ZM19 79V78H18ZM120 79H121V77H120ZM128 79V80H129ZM136 79V78H135ZM145 79V78H144ZM157 79V78H156ZM163 79V78H162ZM177 79V75H176V77H175V80ZM221 79V78H220ZM223 79V78H222ZM264 79V78H263ZM53 80H54V78H53ZM117 80V79H116ZM119 80V79H118ZM123 80V79H122ZM125 80V79H124ZM146 80V79H145ZM153 80V79H152ZM151 80V81H152ZM159 80V79H158ZM170 80V79H169ZM169 80H168V82H169ZM224 80H225V78H224ZM228 80V79H227ZM17 81H19L20 82V79L19 80H17ZM107 81V80H106ZM151 81H150V83H151ZM159 81H161V80H159ZM164 81V80H163ZM166 81V80H165ZM170 81H173V80H170ZM210 81V80H209ZM208 81V82H209ZM215 81V80H214ZM226 81V80H225ZM115 82V81H114ZM149 82V81H148ZM153 82H155V81H153ZM177 82V81H176ZM218 82H219V80H218ZM224 81H222V83H223ZM230 82V81H229ZM16 83V82H15ZM18 83V82H17ZM31 83H32V80H31ZM119 83H121V82H119ZM123 83V82H122ZM125 83V82H124ZM131 83L132 82H130V85H131ZM143 83V82H142ZM163 83V82H162ZM165 83V82H164ZM167 83V82H166ZM175 83V82H174ZM173 83V84H174ZM214 83V82H213ZM215 83H217V81L215 82ZM227 83V82H226ZM33 84V83H32ZM104 84V83H103ZM160 84V83H159ZM169 84H170V82H169ZM224 84H225V82H224ZM20 85V84H19ZM52 85V84H51ZM105 85V84H104ZM115 85V84H114ZM122 85V84H121ZM125 85V84H124ZM123 85V86H124ZM129 85V84H128ZM129 85V86H130ZM154 85V84H153ZM165 85V84H164ZM181 85V84H180ZM183 85V84H182ZM182 85H181V87L179 88V91L182 89ZM215 85H217L218 86V84H215ZM13 86V85H12ZM15 86V85H14ZM13 86V87H14ZM27 86V85H26ZM55 86V85H54ZM103 86V85H102ZM106 86V85H105ZM123 86H121V87H123ZM134 86V85H133ZM136 86V85H135ZM175 86V85H174ZM173 86V87H174ZM220 86H222V85H220ZM226 86V85H225ZM230 86V85H229ZM0 87H2V86H0ZM9 87V86H8ZM11 87V86H10ZM16 87H17V85H16ZM28 87H31L30 85H28ZM116 87V86H115ZM126 87V86H125ZM128 87V86H127ZM140 87V86H139ZM145 87V86H144ZM153 87V86H152ZM219 87V86H218ZM6 88V87H5ZM19 88H21V87H19ZM27 88V87H26ZM54 87L52 86V89H53ZM113 88V87H112ZM143 88V87H142ZM222 88H225V87H222ZM229 88V87H228ZM227 88V89H228ZM18 89V88H17ZM111 89V88H110ZM114 89V88H113ZM132 89V88H131ZM137 89H139V88H137ZM136 88H135V90L136 91H138ZM145 89V88H144ZM214 89V88H213ZM54 90V89H53ZM108 90H109V88H108ZM116 90V89H115ZM124 90H125V88H124ZM134 90V91H135ZM141 90V89H140ZM171 90V89H170ZM174 90V89H173ZM230 90H232V88L230 89ZM19 91V90H18ZM55 91V90H54ZM172 91V90H171ZM178 91V90H177ZM173 92V94H175V95H178L180 92ZM15 92V91H14ZM31 92V90H29V92L28 93H26V94H24V97L26 98V97H28L27 95L29 94ZM50 92V91H49ZM53 92V91H52ZM51 92V93H52ZM131 92V91H130ZM153 92V91H152ZM164 92V91H163ZM229 92V91H228ZM9 93H11V92H9ZM132 93V92H131ZM158 93H159V91H158ZM235 93V92H234ZM12 94V93H11ZM34 94V93H33ZM135 94V93H134ZM149 94V93H148ZM156 94V93H155ZM233 94V93H232ZM2 95V94H1ZM0 95V96H1ZM14 95V94H13ZM15 95H16V92H15ZM15 95H14V97H15ZM20 95V94H19ZM130 95V94H129ZM182 95V94H181ZM211 95H212V93H211ZM230 95V93L228 94V96ZM3 96H6L5 94H3ZM135 96V95H134ZM143 96V95H142ZM149 96V95H148ZM157 96V95H156ZM159 96V95H158ZM162 96V95H161ZM166 96V95H165ZM169 96H171V95H169ZM224 96V95H223ZM227 96V97H228ZM6 97H8V95L6 96ZM10 97H12V96H10ZM144 97V96H143ZM154 97V96H153ZM168 97V96H167ZM188 97V96H187ZM190 97V96H189ZM200 97V96H199ZM207 97V96H206ZM215 97V96H214ZM213 97V98H214ZM3 98V97H2ZM2 98H0V99H2ZM20 98V97H19ZM132 98H133V96H132ZM147 98V97H146ZM162 98V97H161ZM186 98V97H185ZM184 98V99H185ZM194 98V97H193ZM145 99V98H144ZM148 99H150V98H148ZM151 99H153V98H151ZM150 99V100H151ZM160 99V98H159ZM165 99H167V98H165ZM173 99V98H172ZM178 99V98H177ZM207 99H208V97H207ZM228 99V98H227ZM230 99H232V98H230ZM4 100H5V98H4ZM13 100V99H12ZM21 100V99H20ZM23 100V99H22ZM21 100V101H22ZM67 100V99H66ZM136 99H134V101H135ZM147 100V99H146ZM176 100V99H175ZM179 100V99H178ZM190 100H191V98H190ZM237 100V99H236ZM6 101V100H5ZM9 101H11V100H9ZM137 101H138V99H137ZM153 101H155V100H153ZM157 101V100H156ZM155 101V102H156ZM168 101V100H167ZM182 101H183V99H182ZM213 101H214V99H213ZM217 101V100H216ZM215 101V102H216ZM228 101V100H227ZM234 101V100H233ZM233 101H231L230 103H232ZM240 101V100H239ZM238 101V102H239ZM1 102V101H0ZM16 102V101H15ZM25 102V101H24ZM136 102V101H135ZM170 102V101H169ZM173 102V101H172ZM177 102V101H176ZM179 102H181V100H179ZM187 102V101H186ZM3 103H4V101H3ZM17 103V102H16ZM23 103V102H22ZM147 103V102H146ZM152 103V102H151ZM157 103V102H156ZM155 103V104H156ZM160 103H163L162 101H161V99H160ZM175 103V102H174ZM205 103H206V101H205ZM207 103H209V104H211L210 102H209V100H208V102ZM214 103V102H213ZM224 103V102H223ZM233 103H235V102H233ZM7 104V103H6ZM9 104V103H8ZM12 104V103H11ZM27 104V103H26ZM170 104V103H169ZM173 104V103H172ZM172 104H170V107L171 106H173ZM177 104V103H176ZM179 104V103H178ZM264 104V103H263ZM19 105V104H18ZM105 105H106V103H105ZM150 105V104H149ZM167 105H168V102H167ZM186 105V104H185ZM185 105H180V106H178V107H180V109L181 110H185L186 108H185ZM189 105V104H188ZM237 105V104H236ZM240 105H241V103H240ZM260 105V104H259ZM262 105V104H261ZM2 106H4L3 104H2ZM1 106V107H2ZM8 106V105H7ZM22 106V105H21ZM20 106V107H21ZM155 106V105H154ZM157 106V105H156ZM176 106V105H175ZM205 106H207V105H205ZM210 106H212V105H210ZM210 106H207V107H210ZM223 105H221V104H217V103H214V110H215V108H221ZM263 106V105H262ZM5 107V106H4ZM28 107V106H27ZM161 107V106H160ZM163 107H165V106H163ZM177 107V106H176ZM234 107V106H233ZM81 108V107H80ZM91 108V107H90ZM106 108V107H105ZM149 108V107H148ZM156 108V107H155ZM159 108V107H158ZM206 108V107H205ZM211 108V107H210ZM239 108H241V106L239 107ZM238 108V109H239ZM261 108V107H260ZM11 109V108H10ZM13 109V108H12ZM15 109V108H14ZM23 109H25V108H23ZM29 109V108H28ZM27 109V110H28ZM89 109V108H88ZM93 109H94V107H93ZM160 109V108H159ZM175 109V108H174ZM207 110H208V108H206ZM236 109V108H235ZM237 109V110H238ZM242 109V108H241ZM252 109V108H251ZM3 110V109H2ZM26 110V111H27ZM101 110H103V109H101ZM194 110V109H193ZM212 111H213V109H211ZM244 110V109H243ZM264 110V109H263ZM8 111H9V109H8ZM20 111V110H19ZM23 111H25V110H23ZM25 111V112H26ZM80 111V110H79ZM83 111V110H82ZM99 111V110H98ZM160 111V110H159ZM165 111V110H164ZM163 111V112H164ZM203 111V110H202ZM205 111V110H204ZM210 111V110H209ZM222 111H223V109H222ZM224 111H225V108H224ZM229 111V110H228ZM253 111V110H252ZM25 112H23V113H25ZM30 112V111H29ZM84 112V111H83ZM82 112V113H83ZM90 112V111H89ZM95 112L97 113V108L95 107ZM102 112V111H101ZM152 112V111H151ZM154 112V111H153ZM182 112V111H181ZM208 112V111H207ZM206 112V113H207ZM226 112H227V110H226ZM244 112V111H243ZM249 111H247L246 113H248ZM251 112V111H250ZM4 113H6V112H4ZM11 113V112H10ZM10 113H7V114H10ZM13 113V112H12ZM22 113V114H23ZM27 113V112H26ZM157 113V112H156ZM180 113V112H179ZM22 114H20V115H22ZM76 114H78V113H76ZM97 114H99V113H97ZM103 114H105V112L103 113ZM192 114V113H191ZM227 114V113H226ZM225 114V115H226ZM237 113L235 112V114L234 115H236ZM243 114V113H242ZM19 115V114H18ZM28 115V114H27ZM79 115H80V112H79ZM93 115H94V113H93ZM158 115V114H157ZM160 115V114H159ZM186 115H187V113H186ZM201 115V114H200ZM199 115V116H200ZM205 115H209V118H208V120H207V123L206 124H203V125H205V129L206 130H203V132L201 133V134H199V135H194V134H190V136H191V139H190V141H193L194 139H195V142L196 143H199L203 148L205 147V148H207V146H208V142H210L209 140L211 139V135L212 134H210V133H212L213 132V129H217L219 132H224L225 130H226V132H228L229 130H235V128H234V123H236L235 122V119H233L231 116H232V114H231V112H229L228 113V115H226V116H222V113L221 112H219L218 110H215V111H213V112H210V113H208V114H205ZM233 115V116H234ZM239 115V114H238ZM241 115V114H240ZM263 115V114H262ZM161 116V115H160ZM163 116H164V114H163ZM243 116V115H242ZM246 116V115H245ZM15 117V116H14ZM34 117V116H33ZM157 117V116H156ZM177 117V116H176ZM20 118H21V116H20ZM29 118H31V117H29ZM78 118V117H77ZM76 118V119H77ZM95 118H98V117H95ZM158 118V117H157ZM11 120H12V118H10ZM18 119V118H17ZM16 119V121H18ZM32 119V118H31ZM34 119V118H33ZM74 119V118H73ZM102 119V118H101ZM173 119V118H172ZM176 119V118H175ZM189 119V118H188ZM8 120V119H7ZM22 120V119H21ZM36 120V119H35ZM98 120V119H97ZM97 120H95V121H97ZM15 121V120H14ZM33 121V120H32ZM92 121V120H91ZM185 121V120H184ZM188 121V120H187ZM186 121V123H189V122H187ZM35 122H37V121H35ZM49 122H50V120H49ZM162 122V121H161ZM164 123H165V121H163ZM47 123V122H46ZM88 123V122H87ZM96 123V122H95ZM94 123V124H95ZM97 123H98V121H97ZM96 123V124H97ZM185 123V122H184ZM238 123V122H237ZM37 124H32L31 123V128H35V129H37V131H39L38 130V126H37V128L35 127ZM45 125V124H44ZM50 125H51V123H50ZM49 125V126H50ZM61 125H63V124H61ZM81 125H83V124H81ZM162 125V124H161ZM165 125V124H164ZM247 124H245V126H246ZM45 126H47V127H44L43 129L41 128V130H43V132L44 131H47L48 132V136H51V133H52V130H54V129H52L53 128V125H52V128H50L49 127V129H48V124L47 125H45ZM202 126V125H201ZM90 127V126H89ZM135 127V126H134ZM186 127V126H185ZM248 127V126H247ZM261 127H262V124H261ZM47 128V129H46ZM56 128V127H55ZM58 128V127H57ZM68 128V127H67ZM70 128V127H69ZM86 128V127H85ZM188 128H190V127H188ZM211 128V129H210ZM251 128V129H250ZM39 129H40V126H39ZM46 129V130H45ZM59 129V128H58ZM62 129H65V128H63L62 127ZM144 129V128H143ZM164 129V128H163ZM247 129V128H246ZM245 129V130H246ZM250 129V130H249ZM249 129H247L248 131H246V133H247V136L245 135V136H243V137H245V139H246V137H247V139L245 140V143H246V141H247V143L249 142L250 144H251V147H253V145H255V143L253 144V142L254 141H256L255 140V133H254V128H252L251 127V125H250V127H249ZM70 130V129H69ZM72 130V129H71ZM74 130V129H73ZM165 130L167 131V129L165 128ZM190 130V129H189ZM25 131V130H24ZM27 131V130H26ZM135 131V130H134ZM138 131V130H137ZM186 130H184L183 132H185ZM188 131V130H187ZM194 131V130H193ZM63 132V131H62ZM91 132V131H90ZM125 132V131H124ZM140 132V131H139ZM171 132V131H170ZM173 132V131H172ZM179 132V131H178ZM182 132V133H183ZM200 132H201V130H200ZM22 133V132H21ZM20 133V134H21ZM70 133V132H69ZM181 133V132H180ZM180 133H179V136H180ZM24 134V133H23ZM65 134H66V132H65ZM88 134V133H87ZM128 134V133H127ZM136 134H138V133H136ZM172 134V133H171ZM187 134V133H186ZM214 134V133H213ZM68 135V134H67ZM74 135V134H73ZM78 135V134H77ZM84 135V134H83ZM82 135V136H83ZM89 135V134H88ZM94 135V134H93ZM93 135H92V137H93ZM133 135V134H132ZM131 135V136H132ZM173 135V134H172ZM177 135V134H176ZM23 136V135H22ZM29 136V135H28ZM186 136V135H185ZM137 137V136H136ZM165 137V136H164ZM173 137V136H172ZM182 137V136H181ZM181 137H179V138H181ZM242 137V136H241ZM18 138V137H17ZM25 138V137H24ZM81 138V137H80ZM83 138V137H82ZM132 138V137H131ZM135 138V137H134ZM176 138H177V136H176ZM187 138V137H186ZM14 139H16L15 137H14ZM23 139V138H22ZM32 139V138H31ZM75 139V138H74ZM73 139V140H74ZM133 139V138H132ZM137 139V138H136ZM135 139V140H136ZM144 139V138H143ZM147 139V138H146ZM71 140V139H70ZM69 140V141H70ZM78 140V139H77ZM81 140V139H80ZM84 140V139H83ZM134 140V141H135ZM141 140V139H140ZM147 140H149V139H147ZM166 140H169V139H166ZM165 140V141H166ZM185 140V139H184ZM183 140V141H184ZM214 139H213V137H212V141H213ZM15 141V140H14ZM17 141H18V139H17ZM87 141V140H86ZM172 141V140H171ZM153 142V141H152ZM166 142H168V141H166ZM170 142V141H169ZM174 142H176V141H174ZM187 142V141H186ZM216 142V141H215ZM257 142V141H256ZM15 143V142H14ZM16 143H18V142H16ZM23 143V142H22ZM33 142H31V144H32ZM36 143V142H35ZM66 143V142H65ZM68 143V142H67ZM66 143V144H67ZM74 143V142H73ZM141 143V142H140ZM144 143V142H143ZM148 143V142H147ZM149 143H150V140H149ZM155 143V142H154ZM183 143V142H182ZM80 144H83V143H80ZM137 144V143H136ZM136 144L134 145V146H136ZM170 144H171V142H170ZM195 144V143H194ZM253 144V145H252ZM18 145V144H17ZM34 145V144H33ZM74 145V144H73ZM173 145V144H172ZM186 145V144H185ZM184 145V146H185ZM187 145H189L188 143H187ZM196 145V144H195ZM217 145V144H216ZM31 146V145H30ZM29 146V147H30ZM41 146L42 145H40V147L39 146H33V148H35V149H37V150H40V149H42L41 148ZM68 146V145H67ZM66 146V147H67ZM69 146H70V144H69ZM151 146V145H150ZM177 146V145H176ZM176 146L174 145V147L176 148ZM194 146V145H193ZM17 147V146H16ZM19 147V146H18ZM17 147V148H18ZM73 147V146H72ZM71 147V148H72ZM77 147V146H76ZM84 147V146H83ZM85 147H88V146H85ZM137 147V146H136ZM140 147V146H139ZM187 147V146H186ZM191 147V146H190ZM74 148H75V146H74ZM145 148V147H144ZM160 148V147H159ZM201 148V147H200ZM212 148V147H211ZM21 149V148H20ZM22 149L24 150V149H27L26 148V146H23L22 147ZM31 149V148H30ZM134 149V148H133ZM142 149V148H141ZM173 149V148H172ZM180 149H182V147L180 148ZM179 149V150H180ZM190 149V148H189ZM224 149V148H223ZM14 150V149H13ZM28 150V149H27ZM43 150V149H42ZM70 150V149H69ZM72 150V149H71ZM77 150H78V148H77ZM87 150V149H86ZM130 150V149H129ZM151 150V149H150ZM160 150V149H159ZM178 150V149H177ZM184 150H185V147H184ZM191 150V149H190ZM193 150V149H192ZM209 150V149H208ZM253 150V149H252ZM18 151H20V150H18ZM22 151V150H21ZM26 151V150H25ZM24 151V152H25ZM33 151V150H32ZM41 151V150H40ZM39 151V152H40ZM88 151V150H87ZM93 151V150H92ZM152 151H154L153 149H152ZM172 151V150H171ZM182 151V150H181ZM23 152V153H24ZM27 152V151H26ZM25 152V153H26ZM28 152H30V151H28ZM42 152V151H41ZM68 152V151H67ZM82 152V151H81ZM89 152V151H88ZM97 152V151H96ZM129 152V151H128ZM184 152V151H183ZM182 152V153H183ZM216 152V151H215ZM10 153H12V152H10ZM9 153V154H10ZM16 153V152H15ZM23 153H22V156H23ZM24 153V154H25ZM32 153V152H31ZM36 153H38V152H36ZM44 153H45V151H44ZM72 153V152H71ZM76 153V152H75ZM83 153V152H82ZM143 153V152H142ZM159 153H160V151H159ZM174 153V152H173ZM181 153V152H180ZM195 153V152H194ZM198 153V152H197ZM205 153V152H204ZM214 153V152H213ZM28 154V153H27ZM42 154V153H41ZM73 154V153H72ZM72 154H70L71 156H72ZM96 154V153H95ZM192 154V153H191ZM190 154V155H191ZM18 155V154H17ZM35 155V154H34ZM34 155H31V158H32V156H34ZM86 155H87V153H86ZM94 155V154H93ZM158 155V154H157ZM156 155V156H157ZM193 155V154H192ZM201 155V154H200ZM14 156H15V154H14ZM13 156V157H14ZM29 156V155H28ZM35 156H37V155H35ZM145 156V155H144ZM151 156V155H150ZM25 157V156H24ZM42 157V156H41ZM63 157V156H62ZM66 157V156H65ZM70 157V156H69ZM81 158H84V157H82V156H80ZM142 157V156H141ZM159 157V156H158ZM196 157V156H195ZM18 158V157H17ZM27 158V157H26ZM25 158V159H26ZM30 158V159H31ZM36 158V157H35ZM73 158V157H72ZM75 158V157H74ZM77 158V157H76ZM91 158V157H90ZM96 158V157H95ZM148 158H150V157H148L147 156V159ZM156 158V157H155ZM181 158V157H180ZM185 158V157H184ZM187 158V157H186ZM192 158V157H191ZM194 158V157H193ZM192 158V159H193ZM235 158V157H234ZM28 159H29V157H28ZM37 159V158H36ZM39 159V158H38ZM41 159V158H40ZM71 159V158H70ZM79 159V158H78ZM86 159H88V155H87V158ZM146 159V160H147ZM157 159V158H156ZM189 159V158H188ZM33 160V159H32ZM58 160V159H57ZM65 160V159H64ZM83 160V159H82ZM92 160H94L93 158L91 159V162H92ZM96 160H97V158H96ZM95 160V161H96ZM154 160V159H153ZM191 160V159H190ZM242 160V159H241ZM13 161V160H12ZM16 162H19L18 161V159H16L15 160ZM20 161H21V159H20ZM29 161V160H28ZM37 161V160H36ZM70 161V160H69ZM73 161H75V160H73ZM88 161V160H87ZM98 161V160H97ZM100 161V160H99ZM149 161V160H148ZM159 161H160V159H159ZM181 161V160H180ZM186 161H187V159H186ZM238 161H240V160H238ZM238 161L236 160L235 161V159H234V161H232L231 160V162H226L227 164H226V166H227V168L229 167V168H232V167H238L237 168V171L235 170V169H233L232 170V172H231V174L233 173H239V177L240 176H242V174L244 173L243 172V169H244V164H243V166H238L237 164H238ZM22 162H25L24 160L23 161H21V162H19V163H22ZM54 163L56 162L57 163V161H53ZM89 162V161H88ZM163 162V161H162ZM161 162V163H162ZM5 163V162H4ZM12 163V162H11ZM18 163V164H19ZM25 163H27V161L25 162ZM30 163V162H29ZM95 163V162H94ZM99 163V162H98ZM148 163V162H147ZM153 163V162H152ZM156 163V162H155ZM158 163V162H157ZM183 163V162H182ZM186 163V162H185ZM190 163V162H189ZM6 164V163H5ZM8 164V163H7ZM14 164V163H13ZM16 164V163H15ZM14 164V165H15ZM72 164V163H71ZM89 164H91V163H89ZM101 164V163H100ZM150 164H151V162H150ZM169 164V163H168ZM10 165V164H9ZM20 166L22 165V164H19ZM38 165V164H37ZM78 166L80 165V164H77ZM92 165V164H91ZM153 165V164H152ZM170 165V164H169ZM178 165V164H177ZM176 165V166H177ZM242 165V164H241ZM26 166V165H25ZM28 166V165H27ZM31 166V165H30ZM36 166V165H35ZM63 166H65L64 164L63 165H59L58 163L56 164V165H54L53 167H52V169H53V171H55L56 173H61V171H62V168H63ZM69 166V165H68ZM74 166H76V165H74ZM96 166V165H95ZM101 166H102V164H101ZM157 166V165H156ZM172 166V165H171ZM246 166V165H245ZM32 167H33V165H32ZM82 167V166H81ZM158 167V166H157ZM175 167V166H174ZM4 168V167H3ZM35 168V167H34ZM71 168V167H70ZM74 168V167H73ZM72 168V169H73ZM85 168V167H84ZM84 168H83V170H84ZM91 168H92V166H91ZM98 168V167H97ZM97 168H96V170H97ZM143 168V167H142ZM33 169V168H32ZM37 168H35V170H36ZM75 169V168H74ZM74 169H73V171H74ZM81 169V168H80ZM86 169H87V167H86ZM88 169H90V168H88ZM102 169V168H101ZM145 169H147V168H145ZM144 169V170H145ZM150 169V168H149ZM29 170H31V169H29ZM67 170V169H66ZM77 170V169H76ZM75 170V171H76ZM82 170V169H81ZM82 170V171H83ZM92 170V169H91ZM175 170H177V169H175ZM187 170V169H186ZM194 170V169H193ZM230 170V169H229ZM235 170V171H234ZM254 170V169H253ZM252 170V171H253ZM99 171V170H98ZM142 171V170H141ZM145 171H147V170H145ZM192 171V170H191ZM27 172V171H26ZM70 172V171H69ZM72 172V171H71ZM100 172H104V171H99L98 173L100 174ZM151 172V171H150ZM188 172V171H187ZM192 172H194V171H192ZM243 172V173H242ZM31 173H33V172H31ZM31 173H29V174H31ZM34 173H36V172H34ZM74 173V172H73ZM77 173V172H76ZM80 173V172H79ZM82 173V172H81ZM84 173V172H83ZM87 173V172H86ZM85 173V174H86ZM92 173V172H91ZM96 172H94V174H95ZM153 173H154V171H153ZM201 173V172H200ZM199 173V174H200ZM236 173V174H237ZM26 174V173H25ZM62 174V173H61ZM70 174V173H69ZM68 174V175H69ZM89 174V173H88ZM93 174V175H94ZM97 174V173H96ZM144 174V173H143ZM148 174V173H147ZM146 174V175H147ZM150 174V173H149ZM195 174V173H194ZM193 174V175H194ZM225 174V173H224ZM226 174H228V173H226ZM230 174V173H229ZM231 174H230V176H231ZM11 175V174H10ZM9 175V176H10ZM32 175V174H31ZM30 175V176H31ZM34 175V174H33ZM65 175V174H64ZM67 175V174H66ZM72 175H74V174H72ZM72 175L70 176V177H72ZM76 175V174H75ZM78 175V174H77ZM80 175H82V174H80ZM80 175H78V176H80ZM84 175V174H83ZM92 175V174H91ZM90 175V176H91ZM102 175V174H101ZM106 175V174H105ZM105 175H104V177H105ZM154 175V174H153ZM196 175V174H195ZM235 175V174H234ZM238 175V174H237ZM237 175H235L234 177H236ZM51 176V174H49V177ZM63 175H61V177H62ZM68 176V177H69ZM88 176V175H87ZM96 176V175H95ZM207 176V175H206ZM206 176H203V177H206ZM212 176V175H211ZM246 176V175H245ZM11 177H13V176H11ZM27 177H29V176H27ZM59 177V176H58ZM65 177V176H64ZM75 177V176H74ZM99 177V176H98ZM103 177V176H102ZM101 177V178H102ZM146 177V176H145ZM151 177H152V172H151ZM197 177V176H196ZM201 177V176H200ZM208 177H210V176H208ZM228 177V176H227ZM31 178V177H30ZM29 178V179H30ZM57 178V177H56ZM80 178H82V177H80ZM80 178H78V179H80ZM84 178V177H83ZM82 178V179H83ZM88 178V177H87ZM146 178H148V176L146 177ZM149 178H150V176H149ZM154 178V177H153ZM193 178V177H192ZM212 178V177H211ZM216 178V177H215ZM233 177H231V179H232ZM74 179V178H73ZM77 179V178H76ZM82 179H81V181H82ZM105 179V178H104ZM205 179V178H204ZM240 179H241V177H240ZM240 179H238L237 178V180H240ZM256 179V178H255ZM33 180V179H32ZM197 180V179H196ZM195 180V181H196ZM200 180V179H199ZM207 180V179H206ZM215 179L213 178V180L212 181H214ZM236 180V179H235ZM235 180H229L228 181V179H226L225 180V182L227 181L229 184L228 185H230V184H234V182H235ZM19 181V180H18ZM29 181V180H28ZM78 181V180H77ZM80 181V180H79ZM87 182H88V180H86ZM89 181L90 182H88V184H90V185H94V183L96 182H94L92 179H89ZM100 181V180H99ZM148 181V180H147ZM152 181V180H151ZM16 182V181H15ZM25 182V181H24ZM23 182V183H24ZM34 182H35V180H34ZM39 182V181H38ZM84 182V181H83ZM86 182V183H87ZM145 182V181H144ZM172 182H174V179H173V181ZM171 182V183H172ZM197 182V181H196ZM206 182V181H205ZM47 183V182H46ZM45 183V184H46ZM78 183H80V182H78ZM101 183H103V179H102V182ZM199 183V182H198ZM201 183V182H200ZM210 183V182H209ZM239 183H241V182H239ZM29 184V183H28ZM27 184V186H29ZM36 184H37V182H36ZM39 184V183H38ZM73 185H74V183H72ZM96 185H97V182L95 183ZM109 184V183H108ZM115 184H117V183H115ZM114 184V185H115ZM174 184V183H173ZM236 185H240V184H237V183H235ZM13 185V184H12ZM18 185L19 184H17L16 186L18 187ZM46 185H48V184H46ZM78 185V184H77ZM95 185V186H96ZM99 185H101V184H99ZM107 185V184H106ZM105 185V186H106ZM203 185V184H202ZM241 185H242V183H241ZM13 186H15V185H13ZM72 186V185H71ZM109 186V185H108ZM107 186V187H108ZM120 186V185H119ZM151 186V185H150ZM206 186V185H205ZM223 186V185H222ZM226 185H224V187H225ZM33 187V186H32ZM35 187V186H34ZM49 187V186H48ZM110 187V186H109ZM172 187V186H171ZM174 187V186H173ZM241 187V186H240ZM254 187H256V186H254ZM31 187H28L27 189H26V187H25V189L26 190H28V189H30ZM44 188H46V187H44ZM43 188V189H44ZM84 188V187H83ZM94 188V187H93ZM93 188H91V189H93ZM105 188V187H104ZM121 188V187H120ZM123 188V187H122ZM121 188V189H122ZM258 188V187H257ZM17 189V188H16ZM91 189H90V191H91ZM95 189H96V187H95ZM115 189H116V187H115ZM124 189V188H123ZM160 189H162V188H160ZM237 189V188H236ZM256 189V188H255ZM17 190H19V189H17ZM16 190V191H17ZM32 190V189H31ZM40 189L38 188V190L37 191H39ZM45 190V189H44ZM50 190V189H49ZM87 190V189H86ZM88 190H89V188H88ZM106 190V189H105ZM118 190H119V188H118ZM159 190V189H158ZM171 190V189H170ZM252 190H254V189H252ZM14 191H15V189H14ZM21 191V190H20ZM23 191V190H22ZM41 191V190H40ZM48 190H45V192H47ZM72 191V190H71ZM95 191V190H94ZM114 191V190H113ZM120 191V190H119ZM128 191V190H127ZM202 191V190H201ZM234 191V190H233ZM23 192H25V190L23 191ZM99 192H101V191H99ZM112 192V191H111ZM117 192V191H116ZM125 192V191H124ZM161 192V191H160ZM231 192H232V190H231ZM235 192V191H234ZM233 192V193H234ZM238 192V191H237ZM21 193V192H20ZM34 193H35V191H34ZM43 193V192H42ZM50 193V192H49ZM80 193V192H79ZM91 193V192H90ZM199 193V192H198ZM214 193V192H213ZM212 193V194H213ZM216 193V192H215ZM214 193V194H215ZM23 194V193H22ZM26 193H24L23 195H21L22 197L25 195ZM44 194V193H43ZM48 194V193H47ZM73 194V193H72ZM92 194V193H91ZM98 194V193H97ZM111 194V193H110ZM114 194V193H113ZM116 194V193H115ZM229 194V193H228ZM235 194V193H234ZM241 194V193H240ZM34 195V194H33ZM32 195V196H33ZM61 195V194H60ZM66 195V194H65ZM64 195V196H65ZM96 195V194H95ZM120 195H122V194H120ZM196 195V194H195ZM199 195H200V193H199ZM198 195V196H199ZM237 195V194H236ZM239 195V194H238ZM19 196H20V194H19ZM18 196V197H19ZM44 196V195H43ZM111 196H114V195H111ZM197 196V195H196ZM230 196V195H229ZM231 196H233V195H231ZM262 196V195H261ZM3 197V196H2ZM9 197H10V195H9ZM13 197V196H12ZM11 197V198H12ZM17 197V196H16ZM15 197V198H16ZM60 197H62V196H60ZM210 197V196H209ZM223 197V196H222ZM225 197H227V196H225ZM224 197V198H225ZM235 197V196H234ZM238 197V196H237ZM264 197V196H263ZM6 198H8V196L6 197ZM10 198V199H11ZM14 198V197H13ZM14 198V199H15ZM35 198V197H34ZM82 198V197H81ZM94 198H95V196H94ZM97 199H98V201H99V199L101 198H98V197H96ZM110 198V197H109ZM195 198V197H194ZM13 199V200H14ZM61 199V198H60ZM68 199V198H67ZM84 199V198H83ZM82 199V200H83ZM96 199V200H97ZM102 199V198H101ZM117 199V198H116ZM120 199V198H119ZM226 199V198H225ZM228 199V198H227ZM229 199H231V197L229 198ZM233 199V198H232ZM237 199V198H236ZM246 199V198H245ZM245 199H244V201H245ZM261 199V198H260ZM264 199V198H263ZM3 201H4V199H2ZM17 200V199H16ZM22 200H23V198H22ZM62 200V199H61ZM60 200V201H61ZM74 200V199H73ZM77 201H73V202H78V199H76ZM79 200H81V199H79ZM86 200V199H85ZM103 200V199H102ZM108 200V199H107ZM184 200H185V198H184ZM212 200V199H211ZM214 200V199H213ZM216 200V199H215ZM238 200V199H237ZM237 200H236V205H235V202H234V205H229L227 202H229V200H222V203L224 204V203H226V204H228V206H226V211H227V213L225 214V216L223 217V220L224 221H229L230 222V220L233 218L234 219V222H233V226L234 225H238L237 226V228H234V229H232V231L230 230V229H228L229 230V235L230 236H238V235H240V234H242V232L244 233V234H246L245 235V237L244 238H241L240 239V243H239V246L237 247V252H239L240 254H242V252L244 253V254H246L248 257H249V259L251 260V261H255V260H261V259H259L258 257H257V255H252V253H249L248 251H246V253H245V250H247V249H245L244 247H241V246H245V245H252L253 247H255L256 248V252H258L259 251V253H262V251L260 250L261 249V247H264V233L262 234V237L259 239V241L256 243V241L258 240L257 239V236H258V234H261L260 232L262 231L261 229H262V224H261V220L259 219V221L258 220H256V221H254V220H252V218H251V216H252V214H250L249 215V212H248V208L246 207V205H244L243 203H241L240 204V202H237ZM2 201V202H3ZM7 201H8V199H7ZM15 201V200H14ZM19 201V200H18ZM113 201V200H112ZM117 201V200H116ZM191 201V200H190ZM194 201V200H193ZM197 201V200H196ZM195 201V202H196ZM210 201V200H209ZM220 201V200H219ZM240 201H243V200H240ZM2 202H1V204H2ZM12 202V201H11ZM16 202V201H15ZM22 202V201H21ZM20 202V203H21ZM92 202H94V201H92ZM100 202V201H99ZM106 202V201H105ZM111 202V201H110ZM199 202V201H198ZM204 202V201H203ZM213 202V201H212ZM218 202V201H217ZM221 202V201H220ZM247 202H248V200H247ZM4 203H6V202H4ZM13 203V202H12ZM18 203V202H17ZM95 203V202H94ZM184 203H185V201H184ZM211 203V202H210ZM237 203H239V204H237ZM246 203V202H245ZM0 204V205H1ZM8 204V203H7ZM22 204H23V202H22ZM70 204V203H69ZM69 204H67L66 203V205H69ZM76 204V203H75ZM81 204V203H80ZM85 204H87V203H85ZM89 204V203H88ZM87 204V205H88ZM91 204H93V203H90V205ZM108 204V203H107ZM204 204V203H203ZM9 205V204H8ZM13 205V204H12ZM18 205V204H17ZM86 205V206H87ZM90 205H88V207L90 206ZM106 205V204H105ZM197 205V204H196ZM2 206V205H1ZM10 206V205H9ZM14 206H16L15 204H14ZM70 206H71V204H70ZM74 206V205H73ZM81 206H82V204H81ZM186 206V205H185ZM193 206V205H192ZM206 205H204V207H205ZM210 206V205H209ZM217 206V205H216ZM216 206H214V207H216ZM221 206V205H220ZM13 207V206H12ZM20 207H22V206H20ZM77 207V206H76ZM95 206H93V208H94ZM197 207V206H196ZM199 207H200V205H199ZM213 207V206H212ZM212 207L210 206V210H212ZM249 207V206H248ZM15 207H13V209H14ZM19 208V207H18ZM72 208V207H71ZM83 208V207H82ZM101 208V207H100ZM106 208V207H105ZM186 208V207H185ZM1 209V208H0ZM4 209H6V208H4ZM12 209V208H11ZM17 209V208H16ZM21 209V208H20ZM75 209V208H74ZM81 209V208H80ZM86 209V208H85ZM192 209V208H191ZM190 209V210H191ZM199 209V208H198ZM207 209H209L208 208V206H207ZM218 209V208H217ZM6 210H8V209H6ZM18 210V209H17ZM22 210V209H21ZM68 210V209H67ZM189 210V209H188ZM189 210V211H190ZM205 210H206V208H205ZM4 211V210H3ZM16 211V210H15ZM94 211V210H93ZM17 212H19V211H17ZM22 212V211H21ZM64 212H65V210H64ZM68 212V211H67ZM90 212V211H89ZM201 213H202V211H200ZM199 212V213H200ZM206 212H208V210H206ZM210 212V211H209ZM212 212V211H211ZM91 213V212H90ZM102 213V212H101ZM101 213H99V214H101ZM205 213V212H204ZM13 214V213H12ZM18 214H20V213H18ZM22 214V213H21ZM72 214V213H71ZM75 214V213H74ZM194 214H195V212H194ZM209 214V213H208ZM17 215V214H16ZM101 215H105V214H101ZM193 215V214H192ZM197 215V214H196ZM206 215H207V213H206ZM21 216V218L23 217L22 215H20ZM24 216H26V215H24ZM108 216V215H107ZM182 216H185V215H182ZM205 216V215H204ZM208 216V215H207ZM206 216V217H207ZM194 217V216H193ZM24 218H26V217H23V219ZM95 218H97V217H95ZM99 218V217H98ZM183 218H185V217H183ZM196 218V217H195ZM202 218V217H201ZM204 218V217H203ZM202 218V219H203ZM209 218V217H208ZM254 218V217H253ZM260 218V217H259ZM102 219V218H101ZM101 219H100V221H101ZM107 219V218H106ZM187 219H188V217H187ZM194 219V218H193ZM219 219V218H218ZM52 220V219H51ZM62 220V219H61ZM85 220V219H84ZM207 220H209L210 221V219H207ZM206 220V221H207ZM55 221V220H54ZM58 221V220H57ZM88 221V220H87ZM86 221V222H87ZM110 221V220H109ZM208 221V222H209ZM47 222V221H46ZM56 222V221H55ZM60 222V221H59ZM94 222H95V220H94ZM102 222V221H101ZM111 222V221H110ZM185 222V221H184ZM193 221H191V223H192ZM201 222H202V220H201ZM54 223V222H53ZM57 223V222H56ZM81 223V222H80ZM98 223V222H97ZM109 223V222H108ZM224 223V222H223ZM21 224V223H20ZM19 224V225H20ZM23 224V223H22ZM48 224H49V222H48ZM67 225H68V223H66ZM84 224V223H83ZM82 224V225H83ZM90 224H91V226L90 227H88V228H86V229H82L81 231H80V235L81 236H84V235H86V234H88L89 232H91L94 228H95V224H96V222L95 223H91L90 222ZM188 224V223H187ZM200 224V223H199ZM205 224V223H204ZM204 224H203V226H204ZM19 225H17V226H19ZM38 226H36L37 228H36V230H35V232L33 233V240L38 244V246H42V244H44L43 243V241H45V239H46V237H47V234L49 233L48 232V225H46L45 227H44V223H38L37 224ZM39 225L41 226V228L39 227ZM54 226L56 225V224H53ZM81 225V224H80ZM81 225V226H82ZM196 225V224H195ZM198 225V224H197ZM201 225V224H200ZM210 225V224H209ZM208 225V226H209ZM16 226V227H17ZM20 226H23V225H20ZM43 226V227H42ZM79 226V225H78ZM104 226V225H103ZM191 226V225H190ZM193 226V225H192ZM191 226V227H192ZM207 226V227H208ZM211 226V225H210ZM56 227V226H55ZM58 228L60 227V226H57ZM63 227V226H62ZM65 227H68V226H65ZM97 227V226H96ZM101 227V226H100ZM105 227H106V225H105ZM136 227V226H135ZM187 227V226H186ZM48 228V229H47ZM69 228V227H68ZM81 228V227H80ZM102 228V227H101ZM100 228V229H101ZM137 228V227H136ZM184 228V227H183ZM202 228V227H201ZM20 229V228H19ZM54 229V228H53ZM57 229V228H56ZM56 229H54V230H56ZM59 229H61V228H59ZM98 229V228H97ZM188 229V228H187ZM24 230V229H23ZM58 230V229H57ZM72 230V229H71ZM95 230V229H94ZM133 230H135V228H133ZM139 230V229H138ZM196 230V229H195ZM194 230V231H195ZM206 230H207V228H206ZM16 231H19V230H16ZM58 231H60V230H58ZM186 231V230H185ZM204 231V230H203ZM209 231V230H208ZM25 232V231H24ZM51 232V231H50ZM54 232V231H53ZM67 232V231H66ZM136 232V231H135ZM135 232H134V234H135ZM141 232V231H140ZM150 232V231H149ZM184 232V231H183ZM187 232H188V230H187ZM211 232V231H210ZM18 233V232H17ZM56 233V232H55ZM63 233V232H62ZM105 233V232H104ZM103 233V234H104ZM108 233V232H107ZM137 233V232H136ZM201 233V232H200ZM57 234H58V232H57ZM56 234V235H57ZM60 234H61V232H60ZM91 234V233H90ZM106 234V233H105ZM184 234H185V232H184ZM195 234V233H194ZM203 234V233H202ZM227 234V235H228ZM23 235H24V233H23ZM55 235V236H56ZM59 235V234H58ZM66 235V234H65ZM92 235V234H91ZM94 235H96V234H94ZM99 235V234H98ZM200 235V234H199ZM207 235V234H206ZM210 235H211V233H210ZM59 236H61V235H59ZM132 236V235H131ZM138 236V235H137ZM189 236V235H188ZM76 237V236H75ZM85 237V236H84ZM89 237V236H88ZM135 237V236H134ZM140 236H138V237H136V238H139ZM22 238V237H21ZM24 238V237H23ZM66 238V237H65ZM80 238V237H79ZM98 238V237H97ZM103 238V237H102ZM190 238H192V237H190ZM203 238V237H202ZM209 238H211L210 236H209ZM209 238H207V239H209ZM58 239V238H57ZM81 239V238H80ZM85 239V238H84ZM90 239V238H89ZM92 239V238H91ZM94 239V238H93ZM96 239V238H95ZM110 239H112V238H109V240ZM130 239H132V238H130ZM141 239V238H140ZM193 239V238H192ZM201 239V238H200ZM52 240V239H51ZM62 240V239H61ZM68 240V239H67ZM70 240V239H69ZM97 240V239H96ZM138 240V239H137ZM136 240V241H137ZM183 240V239H182ZM185 240H187V239H185ZM53 241V240H52ZM64 241V240H63ZM72 241H73V239H72ZM75 241H77V240H75ZM74 241V242H75ZM86 242L88 241V240H85ZM84 241V242H85ZM99 241V240H98ZM101 241V240H100ZM188 241V240H187ZM202 241V240H201ZM47 242V241H46ZM83 242V243H84ZM183 242V241H182ZM198 242V241H197ZM200 242V241H199ZM203 242H205V241H203ZM78 243H80V240H79V242H76V244H78ZM101 243V242H100ZM139 243V242H138ZM180 243V242H179ZM194 243V242H193ZM46 244V243H45ZM57 244V243H56ZM61 244V243H60ZM67 244V243H66ZM70 244H74V243H70ZM93 244V243H92ZM132 244V243H131ZM134 244V243H133ZM182 244V243H181ZM184 244H185V242H184ZM198 244H201V243H198ZM58 245V244H57ZM81 245V244H80ZM79 245V246H80ZM96 245V244H95ZM105 245V244H104ZM127 246H128V244H126ZM126 245H124V246H126ZM192 245V244H191ZM205 245H206V243H205ZM209 245V244H208ZM45 246V245H44ZM59 246V245H58ZM68 246H70V245H68ZM76 246V245H75ZM78 246V247H79ZM94 246V245H93ZM99 246V245H98ZM115 246H117V245H115ZM119 246V245H118ZM130 246V245H129ZM183 246H185V245H183ZM49 247H50V245H49ZM52 247H54V246H52ZM57 247V246H56ZM73 247V246H72ZM90 247V246H89ZM122 247V246H121ZM135 247V246H134ZM137 247V246H136ZM178 247V246H177ZM190 247V246H189ZM188 247V248H189ZM194 247H196L195 245H194ZM199 247V246H198ZM43 248V247H42ZM46 248V247H45ZM47 248H48V246H47ZM83 247H81V249H82ZM86 248V247H85ZM95 248V247H94ZM98 248V247H97ZM103 248V247H102ZM125 248V247H124ZM128 248V247H127ZM126 248V249H127ZM144 248V247H143ZM179 248V247H178ZM186 248V247H185ZM203 248V247H202ZM53 249V248H52ZM56 249V248H55ZM58 249V248H57ZM68 249V248H67ZM76 249V248H75ZM87 249H89V248H87ZM108 249H110V250H112L111 249V247L110 248H108ZM133 249V248H132ZM131 249V250H132ZM184 249V248H183ZM207 249V248H206ZM54 250V249H53ZM61 250H62V248H61ZM72 250H74V249H72ZM96 250V249H95ZM98 250V249H97ZM104 250V249H103ZM106 250V249H105ZM104 250V251H105ZM109 250V251H110ZM115 250V249H114ZM120 250H122V249H120ZM128 250H130V248L128 249ZM135 250V249H134ZM177 250V249H176ZM189 250L191 251V249L189 248ZM200 250V249H199ZM203 250H204V248H203ZM253 250H254V248H253ZM51 251V250H50ZM84 251V250H83ZM89 251H90V249H89ZM116 251V250H115ZM123 251V250H122ZM57 252H59V251H57ZM64 252V251H63ZM70 252V251H69ZM86 252V251H85ZM88 252V251H87ZM98 251H96V252H92V253H97ZM120 252V251H119ZM126 252H128V251H126ZM125 252V253H126ZM132 252V251H131ZM48 253V252H47ZM61 253V252H60ZM74 253V252H73ZM72 252H71V254H73ZM107 253V252H106ZM111 253V252H110ZM109 253V254H110ZM123 253H124V251H123ZM129 253V252H128ZM135 253H136V251H135ZM134 253V254H135ZM172 253V252H171ZM179 253V252H178ZM185 253H186V251H185ZM185 253L183 254L184 256H185ZM192 253H193V251H192ZM191 253V254H192ZM196 253V252H195ZM58 254V253H57ZM68 254V253H67ZM78 254V253H77ZM127 254V253H126ZM132 254L133 253H131V256L130 257H132ZM133 254V255H134ZM181 254V253H180ZM243 254V255H244ZM76 255V254H75ZM105 255V254H104ZM103 255V256H104ZM112 255V254H111ZM110 255V256H111ZM118 255V254H117ZM123 255V254H122ZM121 255V256H122ZM182 255V254H181ZM204 255V254H203ZM262 255H264L263 253H262ZM55 256V255H54ZM67 256V255H66ZM69 256H70V253H69ZM73 256V255H72ZM78 256V255H77ZM76 256V257H77ZM82 256V255H81ZM81 256H80V258H81ZM98 256V255H97ZM107 256V255H106ZM127 256V255H126ZM175 256V255H174ZM173 256V257H174ZM177 256V255H176ZM186 256H187V254H186ZM189 256H190V252H189ZM192 256V255H191ZM37 257H38V254L36 255V257H35V259H37ZM56 257H57V255H56ZM63 258H64V255L62 256ZM88 257V256H87ZM108 257V256H107ZM113 257H114V255H113ZM115 257L117 258V256H116V252H115ZM118 257H119V255H118ZM124 257V256H123ZM136 257V256H135ZM182 257V256H181ZM193 257V256H192ZM246 257V256H245ZM33 258V257H32ZM60 258V257H59ZM66 258V257H65ZM70 258V257H69ZM75 258V257H74ZM79 258V259H80ZM85 258V257H84ZM99 258H101L100 256H99ZM109 258V257H108ZM112 258V257H111ZM120 258V257H119ZM134 258V257H133ZM137 258V257H136ZM177 258V257H176ZM183 258V257H182ZM190 258V257H189ZM193 258H195V256L193 257ZM67 259V258H66ZM78 259V258H77ZM90 259H91V256H90ZM95 259V258H94ZM135 259V258H134ZM186 259V258H185ZM48 260V259H47ZM50 260V259H49ZM59 260V259H58ZM64 260V259H63ZM82 260H83V258H82ZM82 260H80V261H82ZM87 260V259H86ZM122 260V259H121ZM137 260V259H136ZM142 260V259H141ZM141 260H137V261H141ZM144 260V259H143ZM184 260V259H183ZM60 261V260H59ZM65 261V260H64ZM71 261V260H70ZM69 261V262H70ZM85 261V260H84ZM89 261V260H88ZM120 261V260H119ZM192 261V260H191ZM190 261V262H191ZM244 261H245V259H244ZM262 262H264V260H261ZM68 262V263H69ZM78 262V261H77ZM83 262V261H82ZM98 262H99V260H98ZM146 262V261H145ZM174 262V261H173ZM242 262V261H241ZM45 263V262H44ZM57 263V262H56ZM59 263V262H58ZM73 263V262H72ZM80 263V262H79ZM107 263V261H104L103 262V264H106ZM118 263V262H117ZM126 263V262H125ZM179 263V262H178ZM193 263V262H192ZM197 263V262H196ZM255 263V262H254ZM256 263H258V262H256ZM255 263V264H256ZM87 264V263H86ZM94 264V263H93ZM101 264V263H100ZM108 264V263H107ZM111 264V263H110ZM114 264V263H113ZM127 264V263H126ZM136 264V263H135ZM137 264H139V263H137ZM238 264V263H237ZM242 264H243V262H242ZM264 264V263H263Z\"/></svg>",
    "mask_w": 264,
    "mask_h": 264
}]
</instances>
